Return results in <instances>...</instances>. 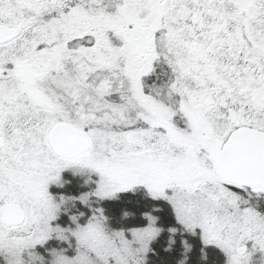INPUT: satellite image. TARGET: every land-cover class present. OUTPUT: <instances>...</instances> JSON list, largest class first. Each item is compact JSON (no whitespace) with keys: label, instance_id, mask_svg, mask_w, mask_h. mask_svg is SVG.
Here are the masks:
<instances>
[{"label":"snow or ice","instance_id":"6c2138e0","mask_svg":"<svg viewBox=\"0 0 264 264\" xmlns=\"http://www.w3.org/2000/svg\"><path fill=\"white\" fill-rule=\"evenodd\" d=\"M0 264H264V0H0Z\"/></svg>","mask_w":264,"mask_h":264}]
</instances>
